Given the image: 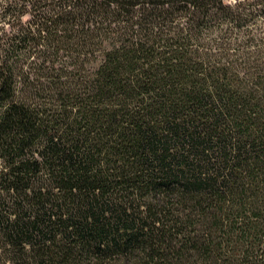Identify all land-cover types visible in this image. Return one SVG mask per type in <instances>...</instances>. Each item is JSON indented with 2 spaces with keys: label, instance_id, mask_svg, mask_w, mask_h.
Masks as SVG:
<instances>
[{
  "label": "trees",
  "instance_id": "obj_1",
  "mask_svg": "<svg viewBox=\"0 0 264 264\" xmlns=\"http://www.w3.org/2000/svg\"><path fill=\"white\" fill-rule=\"evenodd\" d=\"M0 264H264V0H0Z\"/></svg>",
  "mask_w": 264,
  "mask_h": 264
}]
</instances>
